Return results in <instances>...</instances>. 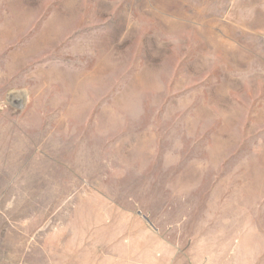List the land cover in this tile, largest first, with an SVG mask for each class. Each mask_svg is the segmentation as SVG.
I'll use <instances>...</instances> for the list:
<instances>
[{
  "label": "rangeland",
  "instance_id": "obj_1",
  "mask_svg": "<svg viewBox=\"0 0 264 264\" xmlns=\"http://www.w3.org/2000/svg\"><path fill=\"white\" fill-rule=\"evenodd\" d=\"M0 264H264V0H0Z\"/></svg>",
  "mask_w": 264,
  "mask_h": 264
}]
</instances>
